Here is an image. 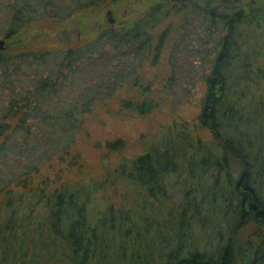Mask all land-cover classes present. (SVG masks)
I'll use <instances>...</instances> for the list:
<instances>
[{
  "label": "trees",
  "instance_id": "obj_1",
  "mask_svg": "<svg viewBox=\"0 0 264 264\" xmlns=\"http://www.w3.org/2000/svg\"><path fill=\"white\" fill-rule=\"evenodd\" d=\"M174 15L182 30L198 22L193 122L209 138L174 122L140 135L130 157L115 138L101 175L68 178L85 165L72 148L84 116L125 84L135 95L119 115L176 107L175 64L161 78L168 102L144 73ZM48 19L71 20L79 38L60 46L33 31ZM0 39V264L34 252L57 264H264V0H0Z\"/></svg>",
  "mask_w": 264,
  "mask_h": 264
},
{
  "label": "rangeland",
  "instance_id": "obj_2",
  "mask_svg": "<svg viewBox=\"0 0 264 264\" xmlns=\"http://www.w3.org/2000/svg\"><path fill=\"white\" fill-rule=\"evenodd\" d=\"M65 1L75 3L78 0ZM106 2H108V0H106ZM108 9L112 12V19L114 23V13L107 5H103L102 19L105 20L106 23L113 24L108 21V16H106V11ZM192 20V22H186L184 24L186 27L182 30L180 27L183 24L181 20L179 21V15L170 16L167 20V24H163L157 31L160 32L161 30L167 29L166 38L164 39V45L160 53L158 64L152 67L147 63L144 67L145 81L156 76V82L153 84L155 92L153 91V93H151L153 99L158 101L160 98H163L168 102L169 98L167 94H161L159 91L161 88V78L169 72L171 62L175 64V77L179 86L175 93V98L179 99L178 102H174L176 107L173 110L170 109L171 104L168 102L165 106L161 105L158 109L152 110L143 117L119 115L117 113V109L120 101L135 95V91H133V88L130 87L131 84H125L123 87L118 89L111 98L97 104L92 112L84 116L83 126L81 131L76 135L72 148L80 154L85 165L81 170L74 169L69 172L68 178L101 175L104 170L101 154L104 152L105 142L115 138H122L126 142L127 145L124 153L127 157L140 152L138 144L140 135H144L143 140L146 141L152 135L159 133L161 129L173 124L174 122L182 124L185 123L188 130L193 132V134L198 133L202 138H209L207 131L199 130L193 122V118L198 114L200 109V98L203 94V86L198 78V68L192 64L195 58L192 54V52L195 51V34L198 29L197 20ZM74 24L75 23L71 20H65L62 23H57L54 19H48L36 24L33 27V31L48 33H52L54 31V38L57 43L60 46H66L73 44L74 40L79 38L78 34L77 37H75L76 34L73 32L75 31L73 30ZM62 30H68V37L62 36ZM181 33H183V37L179 41ZM74 37L75 39H73ZM176 39L177 43L174 46L173 43ZM51 40L52 39L45 42L41 41L40 44H38V47L43 48L51 46L49 45L51 44ZM107 161H109L110 164H115L117 156L112 155ZM41 172L46 174L50 173L51 170L47 167H43ZM172 196L176 197L173 199L176 201L178 200L180 194L175 193ZM150 237L146 236L147 241L151 239ZM214 243L215 241L213 244ZM136 244L137 246L139 245L138 243ZM135 247V243H132L131 246L129 245L130 250ZM141 247H145V237L143 240L141 239ZM142 251L144 254L142 261H145V249ZM33 255L32 264H57L49 260L45 254L37 256L38 252H34ZM155 257L157 258V256Z\"/></svg>",
  "mask_w": 264,
  "mask_h": 264
},
{
  "label": "water",
  "instance_id": "obj_3",
  "mask_svg": "<svg viewBox=\"0 0 264 264\" xmlns=\"http://www.w3.org/2000/svg\"><path fill=\"white\" fill-rule=\"evenodd\" d=\"M106 16H108V21H109L110 23H113L112 12H111L110 9H108V10L106 11ZM2 44H3V40L0 39V46H1Z\"/></svg>",
  "mask_w": 264,
  "mask_h": 264
}]
</instances>
